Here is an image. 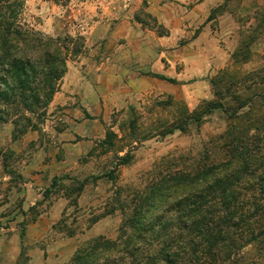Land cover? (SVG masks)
<instances>
[{
	"label": "rangeland",
	"instance_id": "1",
	"mask_svg": "<svg viewBox=\"0 0 264 264\" xmlns=\"http://www.w3.org/2000/svg\"><path fill=\"white\" fill-rule=\"evenodd\" d=\"M115 1L24 0L22 23L49 36L81 35L84 47L68 60L40 129L14 140L12 123L0 125V264H65L87 240L118 235L125 217L120 207L131 204L153 174L195 168L211 139L232 123L231 110L226 109L237 107V102L226 98L223 109L203 115L183 131L153 134L152 125L180 121L185 106L193 111L215 101L212 81L237 62H232L234 52L239 59L234 74L248 76L219 84V89L225 92L223 86H229L231 94L252 96V104L238 109L241 119L252 107L253 111L264 108L260 100L264 82L251 79L256 73L264 74V0H215L203 24L173 47L182 48L201 35L197 44L183 48L190 59L193 51H200L198 60H175L178 52L173 51L171 76L136 69L135 44L129 52L106 45V39L86 40L89 35L83 32L92 23L102 25L104 8ZM119 1L134 8V18L141 13L147 22L140 24L143 29L163 36L156 27L167 28L152 14L150 19L144 15L149 0ZM146 40L159 46L152 33ZM124 53H130L133 62L113 60L121 64L120 76L96 69L102 62L105 67L108 54L113 58ZM161 59L163 66L170 65L165 56ZM167 99L178 103L156 106ZM110 132L116 134L113 144H102ZM126 152L131 155L129 162L114 169L112 178L104 176L117 166V156ZM215 152L216 158L223 156ZM79 184L84 185L79 189Z\"/></svg>",
	"mask_w": 264,
	"mask_h": 264
},
{
	"label": "trees",
	"instance_id": "2",
	"mask_svg": "<svg viewBox=\"0 0 264 264\" xmlns=\"http://www.w3.org/2000/svg\"><path fill=\"white\" fill-rule=\"evenodd\" d=\"M23 10L24 0H0V125L12 123L14 140L40 129L68 60L84 47L81 35L49 36L25 25L20 19ZM135 18L147 25L141 13ZM160 27L157 32L165 35L168 31ZM237 56L234 52L232 62H237L212 81L215 101L193 111L185 106L180 121L152 125L153 134L183 131L203 115L223 109L226 98L232 97L237 107L226 109L231 110L232 123L211 139L195 168L153 174L145 189L136 192V199L120 207L125 217L118 235L87 240L65 264H264V108L253 111L252 107L241 119L238 109L252 104V96L231 94L229 86H223L225 92L219 89V84L248 76L234 74ZM263 75L256 73L252 82H264ZM260 100L264 103L263 93ZM177 103L167 99L156 106ZM112 136L116 134L108 133L102 144L112 145ZM215 151L223 156L216 158ZM117 157V166L104 176L112 178L114 169L128 163L131 155Z\"/></svg>",
	"mask_w": 264,
	"mask_h": 264
},
{
	"label": "crops",
	"instance_id": "3",
	"mask_svg": "<svg viewBox=\"0 0 264 264\" xmlns=\"http://www.w3.org/2000/svg\"><path fill=\"white\" fill-rule=\"evenodd\" d=\"M214 1L215 0H149L146 10L155 16L158 22L163 24L168 30L167 35L156 36L154 32L143 29L140 26V23L134 18V8L116 0L115 5L104 8V11H106L104 12L105 18L102 20L104 23L100 26L92 23L83 33L89 35L85 37L86 40H90L91 43L95 42L94 40L96 39H106V42H104L106 45L114 44L117 49L126 48L129 52L130 49L128 47L135 44L136 59L134 61L138 67H136V69L149 68L151 71L171 76V67L174 61L173 51L178 52V56L175 57V60L178 59L184 63L188 62L190 56L186 51L184 52L183 48L186 47V49H189V45L197 44L202 36L198 35L192 42H189L182 48L180 47L173 50V47L177 44V40L187 36L190 30L195 28L198 24H203L206 12L213 6ZM99 22L100 20L96 21V23L100 24ZM151 33L156 41L155 45L158 44V47L163 48H155V46L149 43V40H146ZM199 52L200 51H193L194 58L191 59L198 60ZM111 55L112 54L107 55L105 67H102L104 64V62H102L96 69H101V71L107 72L108 75L120 76L117 72L121 69V64L118 62L114 63L113 60L118 59L122 61V59H131L132 55L130 53H124L120 56L115 55L116 57L110 58L112 57ZM162 56H165V60L170 63L167 67L162 65ZM130 62L132 63L133 60L131 59Z\"/></svg>",
	"mask_w": 264,
	"mask_h": 264
}]
</instances>
